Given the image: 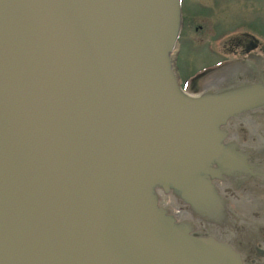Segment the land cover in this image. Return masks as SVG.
<instances>
[{"label":"water","instance_id":"obj_1","mask_svg":"<svg viewBox=\"0 0 264 264\" xmlns=\"http://www.w3.org/2000/svg\"><path fill=\"white\" fill-rule=\"evenodd\" d=\"M181 26V0H0V264H243L186 209L228 222L224 126L264 85L184 91Z\"/></svg>","mask_w":264,"mask_h":264},{"label":"flooded vegetation","instance_id":"obj_2","mask_svg":"<svg viewBox=\"0 0 264 264\" xmlns=\"http://www.w3.org/2000/svg\"><path fill=\"white\" fill-rule=\"evenodd\" d=\"M185 3L183 0L182 30L172 56L181 86L191 93H201L251 83L264 85V31L256 27L264 17L257 12L250 15H254L252 20L248 19L250 13L243 9L237 10L243 18L236 16L233 27H219L212 40L205 43L209 62L194 68L192 58L185 56L189 64L184 73L183 49L179 46L181 43L182 48L181 39L190 28ZM198 40L194 43L202 48L204 43ZM196 51L200 49H185L186 54ZM225 129V142L235 145L240 161L237 167H242L213 180L225 202L228 222L214 224L186 210L198 222V233L211 234L232 244L240 252L243 264H264V104L232 116Z\"/></svg>","mask_w":264,"mask_h":264},{"label":"rangeland","instance_id":"obj_3","mask_svg":"<svg viewBox=\"0 0 264 264\" xmlns=\"http://www.w3.org/2000/svg\"><path fill=\"white\" fill-rule=\"evenodd\" d=\"M186 8L187 11H189V13L186 12L187 15H190V28L187 29L184 37L181 39L183 45L182 48L181 43L179 46V49H183L181 58L184 57L182 63L184 73L187 70V64H189V60L186 59L185 56L187 58H192L191 62L196 65L194 68L209 62L207 60H209L210 57L205 53V43L212 40L219 27L231 28L234 26L237 17H242L237 11L238 9L239 11L243 9V12L246 14L250 13L247 17L248 19L254 16H250L251 14L257 12L264 17V0H186L185 10ZM192 12L194 14H190ZM252 19L253 18H251V20ZM256 27H261L264 31V21L261 22L260 25H256ZM247 30L253 31L250 29ZM228 32L230 34L233 33V29ZM198 39H201L200 42L204 43L202 48L194 43L195 41L198 42ZM188 47L192 50L200 49V51L193 52V54H186L185 49ZM199 52L201 53L199 54ZM185 61L187 63H185Z\"/></svg>","mask_w":264,"mask_h":264}]
</instances>
